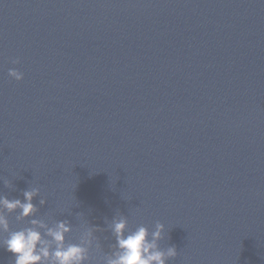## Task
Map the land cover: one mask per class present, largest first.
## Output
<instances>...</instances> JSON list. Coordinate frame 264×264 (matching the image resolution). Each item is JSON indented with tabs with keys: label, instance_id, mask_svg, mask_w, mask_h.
Returning <instances> with one entry per match:
<instances>
[{
	"label": "water",
	"instance_id": "1",
	"mask_svg": "<svg viewBox=\"0 0 264 264\" xmlns=\"http://www.w3.org/2000/svg\"><path fill=\"white\" fill-rule=\"evenodd\" d=\"M33 188L0 264L25 230L59 264L65 222L106 264L121 217L165 264H264V0H0V200Z\"/></svg>",
	"mask_w": 264,
	"mask_h": 264
},
{
	"label": "clouds",
	"instance_id": "2",
	"mask_svg": "<svg viewBox=\"0 0 264 264\" xmlns=\"http://www.w3.org/2000/svg\"><path fill=\"white\" fill-rule=\"evenodd\" d=\"M13 63L18 64L19 61L16 60ZM8 76L17 82L23 79L22 74L14 70H10ZM5 187H8L7 183H5ZM39 194V189L33 188L32 191L23 193L24 200L26 201L23 204L19 200L12 202L0 200V204H3L9 213L19 209L21 217H29L36 211L31 201L34 196ZM44 202L42 199L40 201L41 205ZM31 223L35 225L37 221L32 220ZM65 223H58L56 225L57 231L50 230L46 233L58 245V249L53 253V257L59 264H82L87 259L85 249L71 244L66 249L62 248L64 240L63 234L69 232V228L65 227ZM126 223L127 221L122 217L119 220H114L112 223V231L115 236L118 251L114 252L112 256L106 255L104 257L106 264H165V260H173L176 258L177 251L174 246L168 247L165 251L157 250L155 241L162 239L161 232L163 231V226L160 223H156V231L151 234L152 242H148L147 237L149 233L144 227H139L136 231L125 236ZM0 224H4L5 231L8 230L5 221L0 219ZM92 231L101 230L95 228ZM40 241L41 237L35 231H17L7 240L6 250L16 257L15 264H38L40 255H34V251L35 246ZM150 251L151 254H149ZM41 255L47 257L48 253L44 251Z\"/></svg>",
	"mask_w": 264,
	"mask_h": 264
}]
</instances>
